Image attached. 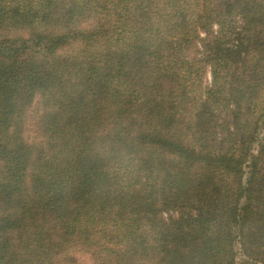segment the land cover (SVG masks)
I'll list each match as a JSON object with an SVG mask.
<instances>
[{"label":"trees","instance_id":"trees-1","mask_svg":"<svg viewBox=\"0 0 264 264\" xmlns=\"http://www.w3.org/2000/svg\"><path fill=\"white\" fill-rule=\"evenodd\" d=\"M264 264V0H0V264Z\"/></svg>","mask_w":264,"mask_h":264},{"label":"rangeland","instance_id":"rangeland-1","mask_svg":"<svg viewBox=\"0 0 264 264\" xmlns=\"http://www.w3.org/2000/svg\"><path fill=\"white\" fill-rule=\"evenodd\" d=\"M77 259H78L79 264H90V261L87 256L79 255Z\"/></svg>","mask_w":264,"mask_h":264}]
</instances>
